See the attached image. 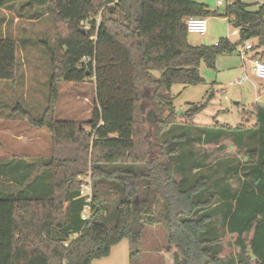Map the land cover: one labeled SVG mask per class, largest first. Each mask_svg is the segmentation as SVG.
I'll use <instances>...</instances> for the list:
<instances>
[{"label":"trees","instance_id":"1","mask_svg":"<svg viewBox=\"0 0 264 264\" xmlns=\"http://www.w3.org/2000/svg\"><path fill=\"white\" fill-rule=\"evenodd\" d=\"M16 2L24 3L20 10L48 7L66 34L56 35L52 47L45 48L51 72L43 115L34 119L23 113L29 125L46 130L51 138L43 176L27 183L37 164L19 159L17 166L6 165L12 169L9 175L16 174L15 188L23 182L27 186L0 199V264H91L108 257L123 239L139 235L145 225L165 230L167 250H175L172 264H264V109L255 112L251 150L244 152L240 145L238 152L224 156L232 161L229 172L237 171L235 164L239 167V189L227 198L233 204L224 222L236 251L231 261L222 263L219 239L206 237L210 217L203 212L215 203L208 195L210 175L190 182L181 176L194 169L182 161L183 146L202 144L201 136L195 133L196 143L191 142L193 135L181 134V125L169 119L144 129L138 113L139 83L167 106L169 118L174 113L171 87L203 83L200 63L213 68L217 56L236 50L228 39L190 46L185 25L189 17L226 18L238 31L237 44L253 41L264 56V2L251 12L235 1L222 15L193 0H0V9ZM16 50L14 40L0 38V81L14 80ZM87 81L95 84L88 123L56 120L57 83ZM203 108L192 106L185 117ZM213 136L220 138L208 132L205 140L212 142ZM197 152L190 151L202 154L201 149ZM206 167L198 164L196 170ZM20 168L24 175H19ZM88 172L92 193L83 221L86 203L77 178ZM219 179L214 189L222 198L227 184Z\"/></svg>","mask_w":264,"mask_h":264},{"label":"rangeland","instance_id":"2","mask_svg":"<svg viewBox=\"0 0 264 264\" xmlns=\"http://www.w3.org/2000/svg\"><path fill=\"white\" fill-rule=\"evenodd\" d=\"M195 3L206 7L210 12H217L222 15L226 2L217 6V0H193ZM238 1L247 6L251 12L258 10L264 0H227L229 4ZM24 3L16 2L9 7L0 9V38H9L15 41L16 69L15 78L12 82L0 81V199L9 197L11 191H15L16 181L9 175L12 171L6 166L18 165L19 155H25L26 160L33 161L38 154L46 153L48 156L50 147L42 133L29 125L23 113L32 118H40L47 106L50 66L49 58L45 48L52 47L56 35L64 36L65 27L56 23L53 12L48 8H35L27 11L20 10ZM38 11V15L33 14ZM206 20V34L187 35V43L190 46H213L219 39H228L239 50L237 44L238 35H233V28L226 18L220 16H209ZM99 19L97 18V21ZM264 61V60H263ZM199 74L203 83L196 86L185 87L175 84L169 91L172 101L173 112L168 118L169 109L162 105L159 99L151 98L142 84H138V91L141 95L140 110L141 121L144 129L156 122L169 119L179 124L181 134L190 132L193 136L189 139L195 142L194 134L201 136L202 144L186 147L184 144V157L182 161L188 166L194 167L193 171L181 174L187 181L193 180L195 176L209 177V184L212 188L208 195L215 198L214 205L203 212L210 217L206 237L217 238V252L223 261H230L234 257L235 249L232 246V238L226 233L224 222L229 207L233 203L227 201L229 196L235 195L239 189L238 165L234 167L237 171L228 167L232 161L229 157L238 146L242 145V151L247 152L253 147V141L249 140L253 126L256 124V109H264V81L255 79L247 70L244 72L242 62L236 51L225 53L216 57L214 67H208L204 62L200 63ZM159 72H153L158 77ZM248 80L237 86H231L230 82L243 76ZM58 100L55 109V118L59 121H70L84 125L91 118V112L95 106V84L94 81H87L80 84L57 83ZM149 97V98H148ZM204 105L200 113L186 118V111L197 105ZM151 115L153 123L148 122ZM41 130V129H40ZM89 127L86 128V131ZM208 132L217 134L220 138L213 136L212 142L205 140ZM26 135L29 141L22 145L19 143V135ZM187 135V140L189 135ZM196 135V134H195ZM30 138H40L43 141L40 146L32 144ZM196 143V142H195ZM202 150L200 156L190 153ZM41 150V152H39ZM180 151L181 148H178ZM51 155V154H50ZM189 157V158H188ZM5 164V167L2 165ZM198 164L207 165L206 169L196 170ZM15 168V167H14ZM18 168V167H17ZM9 175V176H7ZM90 173L86 175L89 177ZM232 175V176H231ZM224 178L227 184L226 193L222 198L216 193L215 185ZM82 178V177H81ZM78 177L77 181L80 182ZM19 179V177L17 178ZM180 179V177H179ZM223 186V185H222ZM220 186V187H222ZM225 186H223L224 188ZM8 191V192H7ZM222 191V189H218ZM71 209L67 213L70 219ZM89 215V211H86ZM165 230L159 226L145 225L141 233L130 239H123L111 248L108 258L94 260L91 264H171L175 252L169 247ZM226 258V259H225ZM224 264V262H223ZM227 264H232V262Z\"/></svg>","mask_w":264,"mask_h":264},{"label":"built area","instance_id":"3","mask_svg":"<svg viewBox=\"0 0 264 264\" xmlns=\"http://www.w3.org/2000/svg\"><path fill=\"white\" fill-rule=\"evenodd\" d=\"M226 2L227 5L229 3L227 0H217V6L220 7L223 3ZM186 32L189 35H199L203 36L206 34V20L203 18L198 17H189L186 19ZM82 28H86V24L81 23ZM233 35H238V31H233ZM238 49V48H237ZM235 50L242 62V67L245 71H249L250 75L253 76L255 79L264 81V56L260 50L255 47V43L253 41H246L239 46V50ZM248 77L243 76L233 82H230L231 86H237L242 84L243 82L247 81ZM89 177H80V188H79V195L84 198V202L86 203L85 208L81 214V219L83 221L88 219V215H86V211H89L88 204L91 202V193H92V185L90 175ZM66 245V244H65Z\"/></svg>","mask_w":264,"mask_h":264},{"label":"crops","instance_id":"4","mask_svg":"<svg viewBox=\"0 0 264 264\" xmlns=\"http://www.w3.org/2000/svg\"><path fill=\"white\" fill-rule=\"evenodd\" d=\"M34 131H36V132H38V133H42V135L45 137V139H43L44 141H46L47 140V142H48V145H49V147H50V144H51V138H50V136H49V134H48V132L46 131V130H43V129H33ZM42 139H40V138H32V140H31V138H30V141L32 142V144H35L36 145V143H37V146H40V144H38V143H41L43 140ZM27 141H29V138H28V136H26V135H22V134H20L19 135V143L20 144H22V145H24V144H26V142ZM41 145H42V143H41ZM39 152H41V150H39ZM50 154H51V151H50V149H49V154H48V156L46 155V153H43L42 154V152H41V154H38L37 155V157H36V159L35 160H33V161H28V160H26L27 159V157L25 156V155H19V159H22L23 161H25V162H27V164H37L38 166L33 170V172H32V175L29 177V179L27 180V183L28 182H30V180L31 179H36V177L38 178V176H40V175H42L43 176V169H46V167H44L43 165L47 162V160L49 159V157H50ZM24 173H25V171L24 170H22L21 168L19 169V175H21V174H23L24 175ZM26 182H23L22 183V185H19V190L20 191H25V188H26V184H27ZM44 184V183H43ZM41 186H43V185H41ZM41 188V187H40ZM110 251H111V249H110ZM110 254V253H109ZM108 257H109V255H108ZM108 257H106V258H108ZM171 262H172V260H171ZM172 264V263H171Z\"/></svg>","mask_w":264,"mask_h":264},{"label":"water","instance_id":"5","mask_svg":"<svg viewBox=\"0 0 264 264\" xmlns=\"http://www.w3.org/2000/svg\"><path fill=\"white\" fill-rule=\"evenodd\" d=\"M148 122H149L150 124L153 123V120L151 119V115L148 117ZM258 221L260 222V219H259Z\"/></svg>","mask_w":264,"mask_h":264}]
</instances>
